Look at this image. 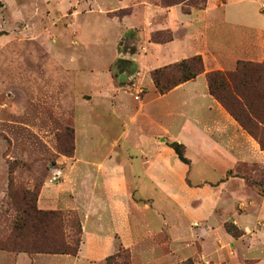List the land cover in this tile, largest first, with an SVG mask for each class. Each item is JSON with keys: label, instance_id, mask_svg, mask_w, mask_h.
I'll return each instance as SVG.
<instances>
[{"label": "crops", "instance_id": "1", "mask_svg": "<svg viewBox=\"0 0 264 264\" xmlns=\"http://www.w3.org/2000/svg\"><path fill=\"white\" fill-rule=\"evenodd\" d=\"M261 1L207 0L203 8L182 12L187 19L175 24L170 23L168 13L179 5L152 6L155 16L144 6L142 17L153 22L147 36L155 30L173 33L167 43H153L148 38L153 46L171 45L177 31L188 34L195 25H202L200 46L186 55H201L205 72L159 94L150 71L184 58L146 71L147 58L139 53L132 65L140 71L131 87L117 85L111 75L103 83L92 82L83 99L85 116L92 124L98 121L101 139L104 135L111 147L122 145L123 150L97 158L60 157L63 166L58 170L66 178L67 191L55 196L47 181L37 199L41 209H53L52 204L58 202L79 213L81 244L72 264L80 259L86 264L106 263L117 241L130 250L132 264L136 251L138 256L159 251V264H264V193L245 180L253 173L251 168L264 171V150L209 93L206 78L212 70L235 69L241 60H264V10L256 8ZM130 3L105 14L132 7ZM132 13L135 11L113 17L122 24ZM157 13L164 15V21L155 27ZM134 28H122L118 39ZM204 29H212L211 39ZM181 46L169 49V56L181 54ZM111 92L108 110L104 104ZM126 94L133 97L132 105ZM122 112L129 115V125L123 131L118 129L117 135L110 134L116 132L115 125H101L100 119L108 115L117 120ZM171 141L185 145L189 165L178 158L168 144ZM155 199L164 207L157 206ZM226 223L240 229L241 236L229 234Z\"/></svg>", "mask_w": 264, "mask_h": 264}, {"label": "rangeland", "instance_id": "2", "mask_svg": "<svg viewBox=\"0 0 264 264\" xmlns=\"http://www.w3.org/2000/svg\"><path fill=\"white\" fill-rule=\"evenodd\" d=\"M1 2L2 206L6 200L10 177L15 180L14 183L30 189L35 185L42 188L44 182L48 181L51 193L56 196L67 191L64 183L66 178L58 170L63 166L60 161L58 162L60 157L92 155L97 158L103 157L109 151L114 155L123 150L122 145L111 147V141L104 135L101 139L100 135L103 133L98 132V121L92 124L88 121L89 117L85 116L84 109H87V105L83 99L88 97L87 90L93 81L103 83V79L107 76L108 79L111 75L117 85L131 87L138 75L136 72L140 71L132 65L136 54L140 53L147 58L143 66L147 71L151 66L157 67L159 64L189 56L186 54L200 46L203 36V31L199 29L203 28L202 25H195L193 27L195 29L190 30L188 34L181 32L182 30L177 31L175 43L171 45L150 44L147 32L151 30L153 22L146 16L142 17V13L144 6L147 5L149 14L153 15L155 9L152 6L162 7L159 0H131L132 7L129 6L127 10L135 13L128 16V20L121 22L122 24L113 17L117 16L116 12L107 13L112 17L105 13L106 10L118 9L125 3L129 5L130 0H1ZM180 8L175 6L170 9L168 13L170 23L184 22L187 19ZM256 8L264 10V0L257 3ZM73 11H76L75 15ZM163 16L157 13L152 26H161ZM127 25L135 28L118 39L122 28ZM204 31L208 32L211 39L212 29ZM178 45H182L183 52L170 57L169 49L173 47L174 50ZM156 57L159 61L155 60ZM125 89L129 92L127 87ZM114 92L110 93L108 103L105 101L104 107H108V110L111 109L109 101ZM127 97L132 105L133 97L129 95ZM121 114L117 120L113 116L105 115V119H100L103 121L100 124L115 125L116 132L111 130L110 134L117 135L118 129L123 131L129 125V115L125 112ZM86 135H91L92 139L87 140ZM10 164L14 166L12 173L9 169ZM252 170L251 176H247L249 184L263 194L264 171L260 168H251V172ZM132 181L130 180L131 184ZM65 198L64 196L62 201H65ZM155 204L164 207L158 199H155ZM64 205L58 202L52 204L53 209L69 214V218L75 217L81 224L79 213L65 208ZM2 206L0 233L8 230L10 215L4 213L5 205ZM67 227L71 240L75 238V230L71 229L70 222ZM65 255L68 254H20L0 250V264H7L6 258L11 261L9 264L13 261H18L16 264H72L73 255ZM160 256L159 251L152 255L139 256L136 251L134 264L145 262L157 264L161 261ZM75 263L86 264L84 259ZM185 264L191 262L187 261Z\"/></svg>", "mask_w": 264, "mask_h": 264}, {"label": "trees", "instance_id": "3", "mask_svg": "<svg viewBox=\"0 0 264 264\" xmlns=\"http://www.w3.org/2000/svg\"><path fill=\"white\" fill-rule=\"evenodd\" d=\"M206 2L207 0H159V5L165 8L179 5L183 13L189 14L193 8H203ZM115 12L121 17L130 14L127 8ZM172 39L170 29L155 30L149 35V41L153 43H167ZM203 72H205L203 58L197 54L154 68L150 71V76L157 92L165 94ZM206 78L209 93L264 150V60L261 62L241 60L235 69L212 70L206 73ZM168 144L183 163L190 164L183 143L171 141ZM13 168L14 166L10 164V173ZM245 180L249 183V177H245ZM14 182L15 180L10 177L4 202V213L10 214L9 227L7 231L0 233V250L76 256L81 244L80 222L75 217L69 218V214L61 210L39 208L37 199L41 188L35 185L30 189ZM68 222L71 229L75 230V238L71 240L67 232ZM225 229L234 237L242 234L232 223H226ZM105 261L107 264H132L131 252L117 242L115 252L106 257Z\"/></svg>", "mask_w": 264, "mask_h": 264}, {"label": "built area", "instance_id": "4", "mask_svg": "<svg viewBox=\"0 0 264 264\" xmlns=\"http://www.w3.org/2000/svg\"><path fill=\"white\" fill-rule=\"evenodd\" d=\"M139 98V96H135V99H138Z\"/></svg>", "mask_w": 264, "mask_h": 264}]
</instances>
